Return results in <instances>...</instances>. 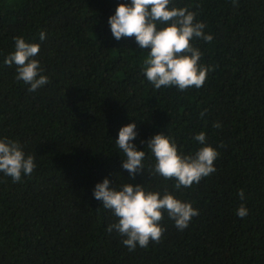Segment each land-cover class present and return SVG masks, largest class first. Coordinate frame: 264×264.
I'll return each mask as SVG.
<instances>
[{
    "label": "trees",
    "instance_id": "1",
    "mask_svg": "<svg viewBox=\"0 0 264 264\" xmlns=\"http://www.w3.org/2000/svg\"><path fill=\"white\" fill-rule=\"evenodd\" d=\"M121 3L131 0H0V139L18 141L36 164L20 182L0 173V264H264V0H172L213 36L192 41L211 71L183 92L156 89L143 72L150 49L113 37ZM17 36L40 45L49 83L34 92L4 64ZM133 122L132 142L146 153L134 179L115 143ZM201 131L219 152L214 173L179 190L152 175V136L169 135L187 155L203 146ZM105 178L118 190H166L199 215L181 231L164 213L160 242L130 251L94 198Z\"/></svg>",
    "mask_w": 264,
    "mask_h": 264
},
{
    "label": "clouds",
    "instance_id": "2",
    "mask_svg": "<svg viewBox=\"0 0 264 264\" xmlns=\"http://www.w3.org/2000/svg\"><path fill=\"white\" fill-rule=\"evenodd\" d=\"M232 2L238 6L237 0ZM108 22L116 40L135 37L140 49H150L143 61V72L156 89L176 87L183 92L205 84L211 69L200 63L202 52L192 41L202 39L211 43L213 36L204 32L205 24L196 20L195 12L186 7L172 6V0H131L130 4H119ZM44 38L45 33L42 32L40 39ZM13 39L14 51L7 56L4 64L15 65V78L30 85L28 91L34 92L49 83L48 77L42 74L44 69L39 60L35 58L40 52V45L26 42L22 36ZM204 114L201 112V116ZM213 126L219 128L221 125L217 123ZM136 127L134 122L123 126L115 140L123 153L122 167L133 179L145 169L143 160L146 155L145 151L137 150L132 142L138 135ZM194 139L203 146L194 154L185 155L169 135L160 133L152 136L147 141V149L155 158L152 175L175 180L174 187L179 190L199 184L203 178L214 173V162L219 152L205 143L206 134L203 131ZM34 161L35 157L26 155L18 141L7 137L0 139V173L11 177L13 182H20L23 176L31 175L36 168ZM93 195L117 218L108 231L115 230L123 237L122 243L130 251L137 246L147 247L150 242H160L166 230L161 224L164 213L181 231L199 215V210L192 203L181 201L173 193L146 190L144 185L139 184L126 182L118 190L105 178L102 183L96 184ZM238 195L244 200L243 189L238 191ZM236 215L245 218L248 209L241 204Z\"/></svg>",
    "mask_w": 264,
    "mask_h": 264
}]
</instances>
